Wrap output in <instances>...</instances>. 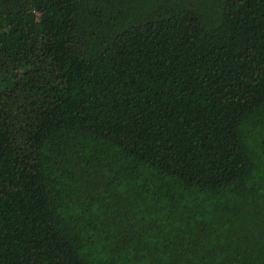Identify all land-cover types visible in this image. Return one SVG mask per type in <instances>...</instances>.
I'll return each mask as SVG.
<instances>
[{
  "label": "trees",
  "instance_id": "16d2710c",
  "mask_svg": "<svg viewBox=\"0 0 264 264\" xmlns=\"http://www.w3.org/2000/svg\"><path fill=\"white\" fill-rule=\"evenodd\" d=\"M0 264H264V0H0Z\"/></svg>",
  "mask_w": 264,
  "mask_h": 264
}]
</instances>
